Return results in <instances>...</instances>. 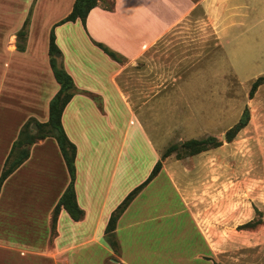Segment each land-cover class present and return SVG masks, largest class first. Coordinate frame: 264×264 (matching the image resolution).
Masks as SVG:
<instances>
[{"label": "crops", "instance_id": "crops-1", "mask_svg": "<svg viewBox=\"0 0 264 264\" xmlns=\"http://www.w3.org/2000/svg\"><path fill=\"white\" fill-rule=\"evenodd\" d=\"M18 1L22 6L14 15L17 23H29L26 46L24 52L18 51V38L11 36L15 48L9 51L5 69L16 72L18 78H22L19 73L28 72L30 90L46 108L44 122L49 121L48 102L40 93L48 87L43 77L51 80L52 98L60 89L49 68L47 51L48 37L54 31L60 61L76 88L64 109L62 125L76 146V200L84 215L75 221L61 207L53 226L54 211L71 177L56 141L50 137L38 140L29 147L27 160L0 187V264H216L208 257V248L229 243L215 236L213 215L208 216V235L201 227L205 216L201 207L207 198L181 171L192 159L161 160L164 134H168L162 125L158 127V117L165 108L168 116L167 79L138 88L129 83L128 68L146 59L174 29L191 15L195 18L198 10L224 49V41L238 39L242 33L245 11L254 12L259 4L255 7V0H108L111 9L99 4L85 22L63 23L76 0ZM3 5L7 7L6 2ZM36 23L45 25L42 34L35 35ZM40 37L46 39L44 48L37 47ZM19 58L27 63L14 65ZM9 78L6 75L4 80ZM129 125L136 129L130 132ZM13 143L2 158L0 175ZM159 161L161 170L117 221L116 253L106 231L109 220L127 196L146 182ZM222 204L228 223L236 222L237 227L242 220L244 224L243 212L229 213L228 198Z\"/></svg>", "mask_w": 264, "mask_h": 264}, {"label": "rangeland", "instance_id": "rangeland-1", "mask_svg": "<svg viewBox=\"0 0 264 264\" xmlns=\"http://www.w3.org/2000/svg\"><path fill=\"white\" fill-rule=\"evenodd\" d=\"M14 1L18 6L10 4L11 0H0V168L2 158L13 142L21 137L25 143L29 133L39 136L48 132L47 128L37 126L47 123L48 119L44 122L46 108L37 103V97L34 98V92L30 90L28 72L19 73L22 78H18L16 72L7 73L5 69L9 51L15 48V39L11 36L18 38L16 47L24 52L26 45L19 33L25 25L27 33L29 28L27 22L17 23L18 17L14 15L22 3ZM3 2L7 7H2L5 6ZM258 4L254 12L245 11L248 13L242 33L238 39L224 41V49L217 45L198 10L195 18L191 15L174 29L146 59L128 68V81L138 88L160 81V78L167 79L168 116L165 108L158 117V127L162 125L163 132L168 134H164L165 150L161 160L192 159L181 171L187 177L185 180L198 186L203 198H207V204L201 207V213L205 215L201 227L208 235V216L213 215L211 227L214 234L217 232L215 236L229 243L228 246L208 248V257L216 264H264V83L250 96L253 83L264 77V0H255L254 6ZM44 26L36 23L35 35L37 32L42 34ZM45 44L43 37L37 40L38 48H44ZM47 51L49 54L48 43ZM55 56L60 59V53ZM22 63L27 62L19 58V62L13 64ZM6 75L11 77L8 81L4 80ZM17 79L23 81L16 85ZM43 80L48 87L51 85L50 78L43 77ZM48 87L42 88L40 98L48 102L49 109L54 97L52 85ZM246 108L249 122L234 134ZM150 121L146 120V123L150 124ZM27 123L28 132L20 136ZM128 129L133 132L136 126L129 125ZM209 137H214L218 146L208 143L183 146L185 142ZM50 138L56 141L54 137ZM24 145H19L12 161ZM120 156L124 159L125 152ZM226 198L231 201L229 213L243 212V225L242 220L237 227L236 222L228 223L224 204L221 205ZM228 229L235 232L231 235Z\"/></svg>", "mask_w": 264, "mask_h": 264}, {"label": "trees", "instance_id": "trees-1", "mask_svg": "<svg viewBox=\"0 0 264 264\" xmlns=\"http://www.w3.org/2000/svg\"><path fill=\"white\" fill-rule=\"evenodd\" d=\"M99 4L104 5L107 9H111L112 2L108 0H76L72 12L64 19V22H74L77 19L82 20L85 22L88 14L92 9H94ZM27 25L20 31L19 38L23 37L24 41L27 35ZM100 48L104 50L106 54H108L113 59L117 60V56L112 51L108 50L107 48L103 47V45H98ZM19 48V47H18ZM23 47H20L22 49ZM60 53V50L56 44V37L54 31L52 30L50 33L49 39V54H50V65L53 71L54 78L56 82L60 85V89L57 94L54 96L52 101L50 102L49 106V121L45 124H37L39 129L47 128L48 132L45 135L36 134H28L27 140L25 143L21 141V137L13 144L9 157L6 160L2 173L0 175V187L3 182L17 169L19 168L29 157V147L36 143L38 140L45 139L47 137H54L58 143V146L61 150V153L64 157V160L67 165L68 172L71 177V183L68 186L65 193L62 195L53 216V226H55L56 218L61 207L65 208L71 217L75 221H79L84 213L82 209L79 207L77 200H76V191H75V175H76V146L69 140L67 137L63 125H62V115L64 112L65 107L70 102L74 93L76 91L74 81L70 74L65 71L62 66V63L59 58L55 55ZM264 83V77L258 78L252 85L250 96H253L256 92L257 88ZM249 122V110L246 108L241 121L235 127L234 134L244 128ZM29 123L25 124L21 130L20 136L23 133L28 132ZM232 138V137H230ZM209 146H218L217 141L214 137H209L207 140L202 141H188L183 144L184 147L190 146L192 144H200L204 145L207 144ZM25 144L24 147L18 153L16 159L12 161V157L16 150L18 149L19 145ZM162 163L159 161L156 166L154 167L153 172L146 180V182L131 192L127 198L123 201V203L116 209V211L112 214L108 226H107V233L109 234V243L112 249L117 253L119 250L118 242L114 237V231L116 229V224L122 213L127 209L129 204L132 200L136 197V195L142 190L144 186H146L161 170Z\"/></svg>", "mask_w": 264, "mask_h": 264}, {"label": "water", "instance_id": "water-1", "mask_svg": "<svg viewBox=\"0 0 264 264\" xmlns=\"http://www.w3.org/2000/svg\"><path fill=\"white\" fill-rule=\"evenodd\" d=\"M59 56V55H58Z\"/></svg>", "mask_w": 264, "mask_h": 264}]
</instances>
